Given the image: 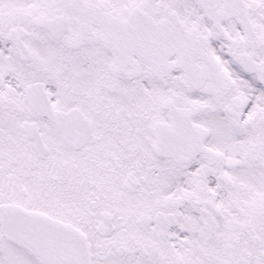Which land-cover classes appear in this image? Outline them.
Returning <instances> with one entry per match:
<instances>
[{"label":"snow or ice","instance_id":"obj_1","mask_svg":"<svg viewBox=\"0 0 264 264\" xmlns=\"http://www.w3.org/2000/svg\"><path fill=\"white\" fill-rule=\"evenodd\" d=\"M0 264H264V0H0Z\"/></svg>","mask_w":264,"mask_h":264}]
</instances>
